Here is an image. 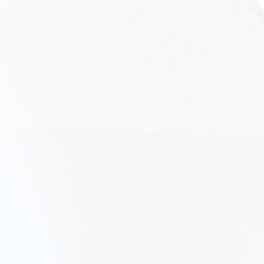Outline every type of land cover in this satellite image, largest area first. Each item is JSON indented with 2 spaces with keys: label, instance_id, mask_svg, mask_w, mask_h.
Masks as SVG:
<instances>
[{
  "label": "snow or ice",
  "instance_id": "obj_1",
  "mask_svg": "<svg viewBox=\"0 0 264 264\" xmlns=\"http://www.w3.org/2000/svg\"><path fill=\"white\" fill-rule=\"evenodd\" d=\"M0 264H264V0H0Z\"/></svg>",
  "mask_w": 264,
  "mask_h": 264
}]
</instances>
